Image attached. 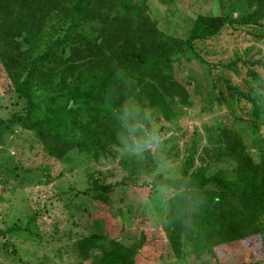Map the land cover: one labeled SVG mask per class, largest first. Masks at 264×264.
Here are the masks:
<instances>
[{
  "label": "trees",
  "instance_id": "16d2710c",
  "mask_svg": "<svg viewBox=\"0 0 264 264\" xmlns=\"http://www.w3.org/2000/svg\"><path fill=\"white\" fill-rule=\"evenodd\" d=\"M246 1L249 15L199 16L190 36L181 39L158 33L141 0H0V60L23 106L7 120L0 117V144L7 126L15 124L34 133L56 160L73 148L98 156L128 131V102H148L166 121L177 117L175 102L190 100L177 78L184 62L206 64L217 79L213 90L223 86L226 91L219 89L216 100L233 99V83L223 74L235 71L234 65H211L199 55L198 44L226 26L249 29L264 40V0ZM46 69L56 70L55 80ZM247 74L261 86V76ZM214 101L212 94L208 110ZM245 134L219 124L217 154L236 165L232 180L224 171L208 175L196 169L195 144L178 180L158 183L148 181L146 173H125L109 181L102 173H89L84 193L107 204L120 188L173 189L177 193L167 202L164 232L175 257H183L191 243L196 256L214 255L220 245L264 233V148L255 158ZM251 139L260 146L256 132ZM108 241L100 235L84 239L80 250L89 264H137L133 250L113 239L103 245Z\"/></svg>",
  "mask_w": 264,
  "mask_h": 264
},
{
  "label": "rangeland",
  "instance_id": "374dc122",
  "mask_svg": "<svg viewBox=\"0 0 264 264\" xmlns=\"http://www.w3.org/2000/svg\"><path fill=\"white\" fill-rule=\"evenodd\" d=\"M141 1L147 4L158 33L181 39L190 36L199 16L241 19L251 13L246 0ZM198 46L199 55L211 65H234L235 71L223 74L233 83V99L216 100L219 89L226 93L225 88L214 91L217 79L196 60L184 62L177 73L190 100L187 105L175 102L174 120L166 121L148 102H128V131L98 156L73 148L56 160L34 133L15 124L7 126L0 144V264H89L80 245L94 235L129 247L137 264H264V233L220 245L214 255L205 252L198 257L193 244H186L183 257H175L164 232L167 202L177 193L173 189L159 187L151 193L149 188H120L107 204L93 193H84L89 173H102L109 181L125 173H146L148 181L158 183L178 180L195 144L196 169L204 168L208 175L224 171L234 179L236 165L217 154L220 123L245 132L244 140L258 158L259 148H264V40L249 29L226 26ZM249 70L261 76L260 87L248 76ZM46 73L51 80L57 77L56 70ZM212 94L215 101L208 110ZM18 101L0 60V117L7 120L21 110ZM254 132L260 146L251 139ZM235 200L229 201L237 208ZM198 210L195 205V213ZM109 241L103 245H110Z\"/></svg>",
  "mask_w": 264,
  "mask_h": 264
}]
</instances>
